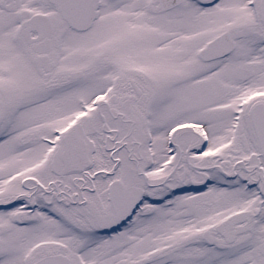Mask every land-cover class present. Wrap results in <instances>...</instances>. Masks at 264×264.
Listing matches in <instances>:
<instances>
[{
  "label": "snow or ice",
  "instance_id": "1",
  "mask_svg": "<svg viewBox=\"0 0 264 264\" xmlns=\"http://www.w3.org/2000/svg\"><path fill=\"white\" fill-rule=\"evenodd\" d=\"M0 264H264V0H0Z\"/></svg>",
  "mask_w": 264,
  "mask_h": 264
}]
</instances>
